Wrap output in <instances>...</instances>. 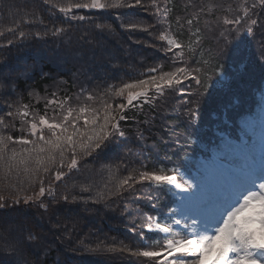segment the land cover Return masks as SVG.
Returning a JSON list of instances; mask_svg holds the SVG:
<instances>
[{
	"label": "trees",
	"instance_id": "16d2710c",
	"mask_svg": "<svg viewBox=\"0 0 264 264\" xmlns=\"http://www.w3.org/2000/svg\"><path fill=\"white\" fill-rule=\"evenodd\" d=\"M53 2L63 5L70 0ZM149 3L150 0H144L145 5ZM160 3L163 5V0ZM236 3L237 0H228L227 3L212 0V21L219 24L218 29L224 28L223 19H230L235 14ZM219 6L222 11H215ZM168 7L172 11L167 22L162 14L159 17L151 15L139 6L107 10L74 9L75 15L87 17L81 22L64 21V15L44 4L43 0H0V33H3L0 35V118L10 123L6 129L0 126V131L13 138L22 135L16 130L21 127V120L5 115L9 104H12V111L17 108L23 110L22 106L27 105L30 113L47 114L51 118L58 106L46 108L50 99L63 101L67 97L71 106L84 102L97 107L100 95L105 94L104 98L111 99L115 105L124 101L112 97L107 92L110 87L173 71L169 61L172 52H166V41L157 39L165 24L168 25V34L185 45L184 54L190 60L189 67L208 69L207 75L211 79L206 94L221 87H228L227 92L232 94L225 99L223 114L204 102L199 110L200 118L196 119L198 124L194 121V128L184 120L186 108L176 91H166L163 97L156 99L155 106L134 101L137 107L126 108L123 115L127 119L119 121L125 136L114 137L107 147L89 156L78 153V170H73L62 181L52 185L56 199L43 198L49 204L47 213L23 202L0 209V264H10L7 246L26 236L27 232L49 242L39 250L29 249L30 259L33 253H47L42 264H141L139 259L127 252H108L105 249L124 244L135 250L155 244L160 234L145 232L147 217L163 219L168 208L175 206L173 201L177 202L178 192L169 190L167 186L158 187L144 182L135 186V196L125 193L123 197L114 196L106 203H92L97 192L107 193L106 185H114L112 174H115V179H121L133 169L153 171L172 168L184 179H189L190 175L199 179L196 174L201 164L211 159L225 140L236 143L241 134L250 138L249 143L259 144L264 121V16L261 17V25L254 27V34L247 40L250 52L245 77L248 76L255 90L245 95L248 87H243V83L235 79L239 76V66L245 61L246 51H242L236 60L219 57V67L215 71L220 75H213L217 49L203 29L199 8L193 10L188 0H171ZM195 13L200 14L199 20L194 21L190 28L186 21ZM37 17L44 23H40ZM98 24L108 27L100 30L96 27ZM128 24H138L149 30H129L126 27ZM17 25L20 27L15 34L7 31ZM55 27L64 28L67 34L52 36L50 30ZM197 28L200 29V44L193 46L194 51H188L187 45L196 39L192 32ZM46 29L49 31L46 32ZM19 30L26 33L25 38L19 37ZM8 40L13 43L8 44ZM205 60L207 64H204ZM153 67L157 73L147 71ZM193 86L196 92L197 86ZM88 94L97 99L86 101ZM12 123L15 129L11 127ZM246 124L252 126L251 130L245 127ZM173 126L176 131L174 137L183 138L197 154L182 148L172 149L173 139L167 132ZM200 126L206 129L199 132L197 127ZM164 128L168 131H163ZM138 131L144 132V139L137 137ZM68 156L70 158L71 153ZM50 179L51 174L46 177V186ZM85 186L91 191L82 192L81 188ZM14 191L5 189L0 194L11 197ZM64 195L69 196L68 202L61 199ZM72 196H76L75 202ZM154 203L156 208L152 207ZM142 234L148 239H141ZM97 248L95 252L89 251Z\"/></svg>",
	"mask_w": 264,
	"mask_h": 264
},
{
	"label": "snow or ice",
	"instance_id": "6c2138e0",
	"mask_svg": "<svg viewBox=\"0 0 264 264\" xmlns=\"http://www.w3.org/2000/svg\"><path fill=\"white\" fill-rule=\"evenodd\" d=\"M170 2L171 0H163L161 5L160 0H150V3L145 5L144 0H79L74 3L70 0L60 5L53 0H43L44 4L62 13L64 21L81 22L87 17L75 15L74 9L107 10L137 6L157 17L163 13L164 21L167 22L168 14L172 11L168 7ZM234 13L232 18L223 19V25L231 26L225 31L239 35L240 31L244 30L248 36H252L254 27L261 25L264 0H237ZM199 15L195 13L186 21L190 28L194 21L198 22ZM37 20L44 23L39 17ZM19 27L17 25L15 28H8L7 31L15 34ZM96 27L103 30L108 26L98 24ZM126 27L129 30L138 29L144 32L149 30L138 24H128ZM47 31L49 30L46 29ZM50 31L52 36L67 34L62 27H55ZM168 33V28H165L157 39L166 41V52H172L173 61H179L182 66L170 72L149 75L145 79L123 83L122 86L110 87L107 90L112 97H119L124 102L113 105L111 99L104 98L105 94L100 95V104L97 107L84 102L78 106H71L67 97L63 101L50 99L46 108L50 105L58 106V110H54L51 118L47 114L30 113L27 105L22 106L23 110L17 108L16 111H12V104L8 105L9 110L5 115L20 118L21 127L16 130L22 135L13 138L12 135L0 131V193L5 189L15 190L11 197L0 194V209L18 206L23 202L26 205H35L47 213L49 204L45 203L43 198L56 199L52 185L62 181L73 170H78V153L81 156H89L98 149L107 147L114 137L125 136L119 121L127 119L123 115L126 108L137 107L134 101L155 106L156 99L163 97L166 91H182L176 86L183 84L184 81H192L197 86V91H187L183 94L190 97L184 101V104L189 106L186 109L189 123L194 122L199 116V105L208 92L211 77L207 75V68L187 66L183 58L185 45ZM192 35L196 39L187 45L188 51H194L193 46L200 44V29L197 28ZM221 35L227 40L223 32ZM25 36L26 33L19 30V37L25 38ZM11 43L13 41L8 40V44ZM236 47L238 49L239 45ZM226 54L225 46L218 48L213 75H220L215 68L219 67L218 58ZM207 63L208 61L205 60L204 64ZM147 71L157 73L155 67ZM96 99L93 94L85 97L86 101ZM152 119L154 120L155 117ZM0 126L6 129L10 123L0 118ZM11 127L15 129V124L12 123ZM245 127L251 130L252 126L246 124ZM163 131L166 132L168 129L164 128ZM137 137L144 139V132L138 131ZM236 140L240 141V138L237 137ZM69 153H71L70 158ZM217 165L226 167L217 173ZM49 174L51 179L46 186L45 180ZM196 176L199 179L194 178L193 175H190L189 179H184L176 169L172 168L153 171L144 168L133 169L121 179H115L113 173L114 185L112 187L106 185L107 193L97 192L91 200L92 203H106L114 196L123 197L125 193L135 196V186L144 182L158 187L167 186L169 190L174 189L183 195L177 196L178 202L173 201L175 207L168 208L163 219L147 217L145 232L160 234L155 244L135 250L121 244L109 246L105 250L127 252L139 259L141 264H264V121L261 124L258 145L225 140L218 146L217 153L201 164ZM208 185L214 186L211 196L206 194ZM81 191L88 193L91 188L85 186ZM197 194H200L199 203L194 209H189L187 202ZM61 199L68 202L69 196L64 195ZM71 199L75 202L77 198L72 196ZM152 207L156 208L157 204L154 203ZM141 239L147 240L148 237L142 234ZM48 243L44 238L27 232L26 236L16 239L7 246L10 264H42L43 257L47 253H33V258L30 259L29 249L39 250ZM97 250L98 248L89 251Z\"/></svg>",
	"mask_w": 264,
	"mask_h": 264
},
{
	"label": "rangeland",
	"instance_id": "374dc122",
	"mask_svg": "<svg viewBox=\"0 0 264 264\" xmlns=\"http://www.w3.org/2000/svg\"><path fill=\"white\" fill-rule=\"evenodd\" d=\"M188 1L190 2L193 10L195 8H197V7L199 8V10H200L199 13H201L202 16H203V19L201 20L202 21V25H203V29H205L208 37L210 39H212L213 43L216 46V49L218 50V48H220L221 46H225V52L227 54L224 55V57L236 60V58L239 57V54L242 51H246L245 61H244V63L242 65L239 66V68H238L239 76L235 80L243 83V87H245V85L248 87V88L245 87L247 89L245 95L249 94V92L253 93L254 90H255L254 84H250L249 83L248 76L245 77L246 72L248 70V63L246 62V60L248 59V57H249L248 55H249V52H250L249 42H247V40L250 39L249 38L250 36H248L246 34V31H244V30H241L239 35H237L236 33L229 34L228 32L225 31V29L226 28H231L230 25L229 26H225L224 25L223 29H218V25L219 24L217 22H213L212 21V10L214 9V8H212V0H197V1L188 0ZM227 2H228V0H224V3H227ZM222 3L223 2H221V4ZM201 9H203V12H201ZM217 10L222 11V7L219 6L217 9H215V11H217ZM230 11H232V10H230ZM161 14L164 17V14L163 13H161ZM161 26H163V25L161 24ZM165 28H168L167 24H165L163 26L162 30L164 31ZM222 32L227 36V40H225L224 37L221 35ZM237 45H239L238 49L236 47ZM183 58L187 62V66H189V65L191 66V64L189 62L190 60L186 58L185 54H184ZM169 59H170L169 61L171 62V66L174 67V69L176 67L182 66L179 61H176V62L173 61V53L169 55ZM243 78H245V79L243 80ZM193 85H195V83L192 82V81H184L183 84L176 86L177 89L182 90V91H176V92H177V96L183 102L184 108H186V109L189 106L185 105L184 101L190 99V97L185 96L186 94L183 95V93H185L187 91L195 92V91H193V87H194ZM227 88L228 87H221V88H218L217 90H215L214 92L205 94L204 97L201 100V103L199 105L198 111L203 107V103L206 102L209 106H211L212 108L217 110L218 113L223 114L224 111H225V103H226L225 99L226 98H230L231 95H232L231 93L227 92ZM178 97H177V99H178ZM204 117L208 118L207 115H205ZM198 118H200V116L196 117L195 120L198 119ZM184 120H185V122L187 124H190V125L193 126L194 122L193 123H189V121L187 119V116H186V111H185V119ZM196 122H197L196 123V125H197L198 121L196 120ZM174 127L175 126L170 127L169 131L167 132L168 136L171 139H173L172 149L176 148V150H179V149L182 148L185 151H189V152H193L194 151L197 154V151H195L190 145L185 143L183 138H181V137L179 138L178 135L176 137H174V134L176 133ZM193 128H194V126H193ZM197 128H198L199 132L200 131H204L206 129L205 126H200V127H197ZM224 167H226V166L217 165V173L222 171V169ZM213 191H214V186L213 185H208L207 188H206V194L211 196L213 194ZM181 195H183V194L181 193ZM199 200H200V194H197L196 196L192 197L187 202L188 208L189 209H194L197 206V204L199 203Z\"/></svg>",
	"mask_w": 264,
	"mask_h": 264
}]
</instances>
